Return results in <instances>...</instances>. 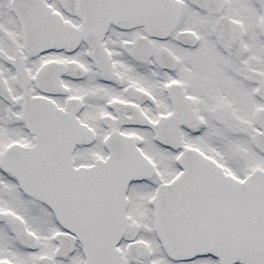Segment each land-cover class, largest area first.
<instances>
[{"label": "snow or ice", "instance_id": "1", "mask_svg": "<svg viewBox=\"0 0 264 264\" xmlns=\"http://www.w3.org/2000/svg\"><path fill=\"white\" fill-rule=\"evenodd\" d=\"M0 264H264V0H0Z\"/></svg>", "mask_w": 264, "mask_h": 264}]
</instances>
